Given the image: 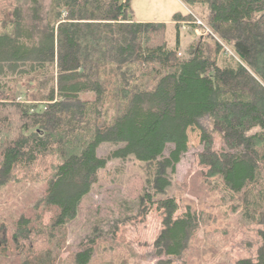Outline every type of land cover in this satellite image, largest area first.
<instances>
[{"label": "trees", "instance_id": "obj_1", "mask_svg": "<svg viewBox=\"0 0 264 264\" xmlns=\"http://www.w3.org/2000/svg\"><path fill=\"white\" fill-rule=\"evenodd\" d=\"M187 1L203 7L200 23L188 11L171 26L137 21L131 0H14L0 20V199L17 187L19 203L0 211V264H144L97 227L76 248L68 241L99 171L129 158L141 169L123 198L160 210L156 254L180 256L202 228L201 210L176 217L169 194L191 128L205 169L182 188L201 200L217 188L264 225V0ZM184 23L203 34L181 53ZM104 142L115 147L100 156ZM204 233L198 253L214 257L224 237ZM259 237L255 258L238 264H264Z\"/></svg>", "mask_w": 264, "mask_h": 264}, {"label": "rangeland", "instance_id": "obj_2", "mask_svg": "<svg viewBox=\"0 0 264 264\" xmlns=\"http://www.w3.org/2000/svg\"><path fill=\"white\" fill-rule=\"evenodd\" d=\"M13 6L14 0H0V20L11 16ZM131 8L137 21L167 22L171 26L169 22L176 11L191 12L201 21L198 13L203 7L199 4L190 7L187 0H131ZM183 25L181 53L192 42L193 36L203 34L196 30L192 35L188 25ZM214 138L215 148L220 150L222 141L215 133ZM188 139L187 151L176 165L169 194L174 195L178 203L176 217L184 214L188 204L201 210L202 228L180 256L156 254L153 243L163 228L160 210L153 205L142 214L134 202L123 198L122 188L126 176L141 169L140 164L131 158L123 161L109 160L105 168L99 171L97 181L82 200L77 218L68 225V241L72 247L79 246L97 227L108 237L113 236L143 255L144 264H238L239 259L255 258L256 248L260 243L259 231L264 229L263 224L243 220L238 210L232 208L235 199L219 192L216 187L203 200L191 196L182 188V184H190L198 170L205 169L198 163V153L202 150L199 131L196 128L189 129ZM114 147V144L104 142L98 146L97 154L105 155ZM197 181L200 182V178ZM18 203L17 187L9 192L4 191L0 199L3 218L7 217L9 210L16 209ZM205 231L211 234L220 232L224 237L223 248L214 257L208 253H198L199 241L202 245L205 241ZM206 239L211 240V237L207 236Z\"/></svg>", "mask_w": 264, "mask_h": 264}, {"label": "built area", "instance_id": "obj_3", "mask_svg": "<svg viewBox=\"0 0 264 264\" xmlns=\"http://www.w3.org/2000/svg\"><path fill=\"white\" fill-rule=\"evenodd\" d=\"M198 22L200 23V21L198 20Z\"/></svg>", "mask_w": 264, "mask_h": 264}]
</instances>
